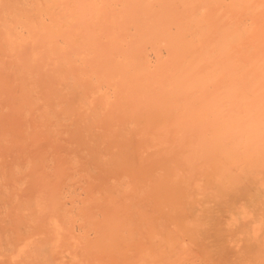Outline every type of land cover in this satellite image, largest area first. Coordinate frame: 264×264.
Listing matches in <instances>:
<instances>
[{
    "label": "bare ground",
    "instance_id": "bare-ground-1",
    "mask_svg": "<svg viewBox=\"0 0 264 264\" xmlns=\"http://www.w3.org/2000/svg\"><path fill=\"white\" fill-rule=\"evenodd\" d=\"M0 264H264V0H0Z\"/></svg>",
    "mask_w": 264,
    "mask_h": 264
}]
</instances>
